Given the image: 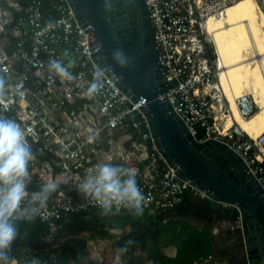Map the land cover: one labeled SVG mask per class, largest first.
I'll list each match as a JSON object with an SVG mask.
<instances>
[{"label":"built area","instance_id":"built-area-1","mask_svg":"<svg viewBox=\"0 0 264 264\" xmlns=\"http://www.w3.org/2000/svg\"><path fill=\"white\" fill-rule=\"evenodd\" d=\"M144 1L163 76V100L198 141H223L240 155L264 188V130L256 137L237 125L225 130L223 118L231 116L229 107L225 99L211 93L212 88L220 93L219 57L212 56L217 52L206 22L211 16L222 17L236 0ZM0 35V70H6L0 74L13 84L27 77L23 97L9 93L4 104L5 115L26 130L35 153L28 191L39 190L49 180L70 177L49 198L42 218L34 219L40 225L39 243L53 244L64 219L98 211L78 192L76 182L88 168L108 160L135 171L148 200L144 210L148 214L165 213L189 201L210 200L205 191L170 166L156 145L146 110L118 85L116 75L106 72L101 92L91 99L85 95L102 56L91 24L77 18L70 0H0ZM5 38L16 42L7 44ZM65 52L77 62L72 70L76 82H53L46 73L43 79L35 74L39 69L34 65L41 62L42 67L50 55L66 63ZM237 104L243 117L258 109L250 95L238 97ZM88 129L98 133L92 143L87 140ZM18 254L12 245L15 264Z\"/></svg>","mask_w":264,"mask_h":264},{"label":"water","instance_id":"water-1","mask_svg":"<svg viewBox=\"0 0 264 264\" xmlns=\"http://www.w3.org/2000/svg\"><path fill=\"white\" fill-rule=\"evenodd\" d=\"M70 2L77 18L92 26L102 56L100 66L111 64L118 85L146 110L156 145L170 166L182 179L205 191L211 201L222 205L220 215L229 221L243 249L240 264H264V188L240 155L223 141H198L163 100L160 94L165 87L145 1ZM114 49L129 58L127 67L112 61ZM210 264L236 263L225 259Z\"/></svg>","mask_w":264,"mask_h":264},{"label":"clouds","instance_id":"clouds-1","mask_svg":"<svg viewBox=\"0 0 264 264\" xmlns=\"http://www.w3.org/2000/svg\"><path fill=\"white\" fill-rule=\"evenodd\" d=\"M63 55L68 58L66 63L63 59L51 55L46 63L43 62L42 67L41 62H37L34 66L39 70L35 74L43 79L46 73L48 79L53 82L55 79L62 83L76 82L78 78L72 70L77 66V62L68 52ZM111 57L115 65L122 68L130 63L129 58L120 49H114ZM106 72L115 75L111 64L94 70L92 80L87 84L85 91L89 99L103 89ZM26 78H20L13 84L10 78L0 74V264H15L10 253L13 243L20 236L18 224L21 221H33L38 216L42 218L49 198L58 191L62 183L67 184L70 179L65 175L59 180L52 179L43 183L37 191H28L31 182L29 166L35 158V153L26 139V130L16 120L5 115L7 107L4 104L9 93L23 97V80ZM87 131V140L92 143L98 133H94L92 129ZM76 187L88 204L98 210L102 218L116 217L122 212L139 217L143 215L148 203L138 184L135 171L110 160L88 168L76 182ZM111 234L119 238L122 230L119 227L113 228ZM131 243L132 241L127 242ZM126 252L127 246L117 249L115 264H119L121 256ZM27 264H41V261L33 257Z\"/></svg>","mask_w":264,"mask_h":264},{"label":"trees","instance_id":"trees-1","mask_svg":"<svg viewBox=\"0 0 264 264\" xmlns=\"http://www.w3.org/2000/svg\"><path fill=\"white\" fill-rule=\"evenodd\" d=\"M215 204L211 200L207 201L208 208ZM179 207L173 210L179 213ZM198 209L200 207L191 206L186 211L190 215ZM217 211L221 214V207ZM166 214L154 219L144 212L137 217L141 220L133 222L130 232L119 238L111 234L112 229L99 228L86 243L67 242L37 254L42 256L41 264H114L117 249L127 246L123 257L132 255L136 247L145 255H139L136 259L128 257L126 264H191L194 260L204 262L210 259L215 250L211 232L177 218L174 214L161 222ZM127 240L132 243L125 244ZM107 247L113 248L109 254ZM37 254L19 251V264H27Z\"/></svg>","mask_w":264,"mask_h":264},{"label":"crops","instance_id":"crops-1","mask_svg":"<svg viewBox=\"0 0 264 264\" xmlns=\"http://www.w3.org/2000/svg\"><path fill=\"white\" fill-rule=\"evenodd\" d=\"M0 38H2L1 35ZM5 41L7 44L12 45L16 42L14 38H5ZM191 206L200 207V210L198 209L193 214L188 215L189 211L186 210H188ZM220 207H222L221 204H215V206L208 208L207 201H189V203L180 205L178 208L180 211L179 213L177 210H173V212H170L172 210L167 211V214L162 217L160 221L163 222L165 219H168L170 216L172 217V214H174L177 218L185 220L199 228L208 229L211 232L215 250L213 251L210 259L205 260L203 264H210V262L222 260L224 261L225 259L233 263L240 264L242 261L241 257L243 256V249L239 247L240 241L238 237L233 234L228 220L222 217L220 213H217V209ZM161 214L164 213L156 215L147 213L149 217L154 219L158 218ZM138 219L141 220V218H137L124 212L116 217L107 218L100 217L98 211H93L83 216H70L64 219L63 229L60 231L59 236L53 244H41L38 242L37 235L40 225L37 221H21L18 224L20 236L13 243V245L18 251L37 254L67 242H76L80 244L86 243L92 238L94 232L99 228L113 229L119 227L122 230V234L120 235L122 236L123 234L130 232L133 222ZM112 225L114 227H111ZM125 244H127V241ZM112 250L113 248L107 247L108 254ZM134 252L138 253V256L145 255L139 247H136Z\"/></svg>","mask_w":264,"mask_h":264},{"label":"rangeland","instance_id":"rangeland-1","mask_svg":"<svg viewBox=\"0 0 264 264\" xmlns=\"http://www.w3.org/2000/svg\"><path fill=\"white\" fill-rule=\"evenodd\" d=\"M231 6L235 8L236 15L226 12V15L230 16L232 20L230 19L231 21L227 24L216 23L218 27L215 25L217 29L214 32L217 38L223 40L218 45V52L221 57L231 56L237 63L241 64L235 67L238 79L237 83H234L232 76L228 79V83L232 87L233 97H230L229 94L223 95L225 90L219 93L214 88L211 89L212 94L219 95L221 99H225L230 111L236 108L238 97L250 95L256 90H264V0H237L228 5L226 9ZM229 31L232 32L237 43H231L227 39ZM215 33L213 35L214 38H216ZM209 46L211 48V44ZM211 50L215 51L214 47ZM216 54L214 53L212 56L216 58ZM221 78H224V75ZM231 118L227 117L224 119L225 128H229L233 123ZM247 118L248 123L242 122L244 125L241 122L238 123V126L242 127L240 130H243V127H253L254 130L260 128L252 116ZM137 256L138 253L134 251L132 255L128 254L127 257L121 256L119 264H126L128 257L136 259ZM35 258L40 260L42 256L37 254Z\"/></svg>","mask_w":264,"mask_h":264},{"label":"bare ground","instance_id":"bare-ground-1","mask_svg":"<svg viewBox=\"0 0 264 264\" xmlns=\"http://www.w3.org/2000/svg\"><path fill=\"white\" fill-rule=\"evenodd\" d=\"M226 12L236 15L235 8L231 6L228 9L225 10V13H224V15L222 17L211 16V17L208 18V20L206 22V30H207V34L208 35L210 34V36L213 39L214 46H215V49H216V52H217L216 55H218V57H219V61H218V64H219V67H218L219 75H218L217 87L220 89V92L225 90V92H223V95L229 94L230 97H233V95H232L233 94L232 87H231V84L229 85L228 79L230 78V76H232L234 83H237L236 81L238 79L237 78L238 74L235 72V70H236L235 67L236 66H240L241 64L239 62L237 63L236 60H234L233 57H231V56L221 57L220 53L218 52V45H220V43H222L223 40H221V38H217L216 33L214 32L215 29H217L216 26L218 27V25H216V23L221 22L223 24H227V23H229L232 20L230 16L226 15ZM207 27H208V29H207ZM208 30H209V33H208ZM214 33H215L216 38L213 37ZM227 39L231 43H234V44L237 43V40L234 38V36H233L231 31H229V37ZM220 49H221V46H220ZM222 75H224V78H221ZM250 95L254 99V101H255V103L257 104V107H258V109L255 111V113L253 115H251V116L253 117V119H255V122L257 123V125L262 130L260 128L254 130L253 127H250V128H244L243 127V130H241V131L247 132L252 137H256L264 130V90H256ZM229 110H230V108H229ZM230 113H231L230 117H232L231 119L233 121L231 126L237 125V127L239 129H242L241 126H238L239 125L238 123H240V122L248 123V121H247L248 118L247 117H243L241 115V113L239 111V108H238V104L236 105L235 109L230 111ZM240 118H241V120H240ZM223 119H225V118H223ZM229 128H225V130H227Z\"/></svg>","mask_w":264,"mask_h":264}]
</instances>
